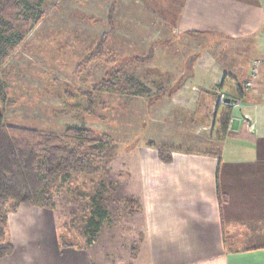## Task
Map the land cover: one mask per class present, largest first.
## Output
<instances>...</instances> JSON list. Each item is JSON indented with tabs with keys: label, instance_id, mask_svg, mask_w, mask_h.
<instances>
[{
	"label": "crops",
	"instance_id": "0c3cea01",
	"mask_svg": "<svg viewBox=\"0 0 264 264\" xmlns=\"http://www.w3.org/2000/svg\"><path fill=\"white\" fill-rule=\"evenodd\" d=\"M137 1L133 12L119 11L122 40L128 24L148 31L155 42L143 66L151 64L156 79L135 78L147 89L182 80L151 108L170 159L161 160L157 146L138 150L140 257L145 264H264V71L245 85L252 61L264 56L263 0ZM216 89L241 105H217ZM29 207L9 215L1 243L13 252L0 264H93L88 250L61 241L58 227L34 213L44 209Z\"/></svg>",
	"mask_w": 264,
	"mask_h": 264
},
{
	"label": "rangeland",
	"instance_id": "374dc122",
	"mask_svg": "<svg viewBox=\"0 0 264 264\" xmlns=\"http://www.w3.org/2000/svg\"><path fill=\"white\" fill-rule=\"evenodd\" d=\"M133 2L31 0V31L1 70L11 104L0 107L7 126L56 135L68 127H81L111 140L103 159L93 161L99 173L73 170L65 182L59 180L52 187L55 208L51 212L34 211L39 218L46 215L52 227H58L61 241L88 250L93 264H145L140 257L144 256V241L138 150L143 144L168 150L158 133L161 120L151 118L156 113L155 104L166 97L164 90L169 87H150L148 96H133L127 90V81L119 78L120 64L146 55L155 42L149 39L148 31L134 32L133 24H128L130 35L122 40L124 24H119L118 14L121 10L133 12ZM136 3L143 6V0ZM113 5L111 29L107 15ZM105 34L108 38L96 50ZM144 64L130 63L123 73L151 83L156 76L147 68L151 64ZM107 78L111 79L108 86H101ZM88 93L92 94L91 107ZM148 125L153 128L148 129ZM94 199L108 218L88 246L84 227ZM18 215L11 216V227Z\"/></svg>",
	"mask_w": 264,
	"mask_h": 264
},
{
	"label": "trees",
	"instance_id": "16d2710c",
	"mask_svg": "<svg viewBox=\"0 0 264 264\" xmlns=\"http://www.w3.org/2000/svg\"><path fill=\"white\" fill-rule=\"evenodd\" d=\"M31 6V0H0V107L11 105L8 102L1 70L31 31L30 13L33 10ZM113 14L114 5L107 15V23L111 29ZM38 21L35 19V22ZM107 38L108 35L105 34L98 40L96 50L101 48ZM151 51L152 49H149L146 55L132 57L120 64L122 68L119 78L127 81V90H130L133 96H148L150 92L138 80L126 76L123 68L130 63L144 64L152 58ZM109 76H112L111 72ZM110 81L109 78L103 79L100 85L108 86ZM181 83L182 80H179L172 87L165 89L163 96L170 98L179 90ZM87 97V104L91 107L92 94L88 93ZM110 144L111 140L107 136L81 127H68L62 134L56 135L7 126L0 115V259L13 252L11 244L1 243L8 226L7 216L15 213L21 205L51 212L55 208L51 192L53 185L59 180L65 182L73 170L88 175L99 173V168L94 166L93 161H101L103 152ZM157 151L161 160L170 159V149L158 148ZM221 197L218 193L220 203L223 201ZM91 203L93 209L86 219L87 227H84L88 246L92 245L108 218V213L95 199Z\"/></svg>",
	"mask_w": 264,
	"mask_h": 264
},
{
	"label": "built area",
	"instance_id": "2783aa9c",
	"mask_svg": "<svg viewBox=\"0 0 264 264\" xmlns=\"http://www.w3.org/2000/svg\"><path fill=\"white\" fill-rule=\"evenodd\" d=\"M264 3V0H263ZM264 71V56L260 59H255L251 63V70H250V80L245 84L246 87H250L253 80H255L258 75L259 71ZM215 101L219 106L231 105L232 107H239L241 105V101L238 99L228 98L224 91L220 89L215 90ZM226 100H229V103H226Z\"/></svg>",
	"mask_w": 264,
	"mask_h": 264
},
{
	"label": "water",
	"instance_id": "95a60500",
	"mask_svg": "<svg viewBox=\"0 0 264 264\" xmlns=\"http://www.w3.org/2000/svg\"><path fill=\"white\" fill-rule=\"evenodd\" d=\"M226 103H229V100H226Z\"/></svg>",
	"mask_w": 264,
	"mask_h": 264
}]
</instances>
